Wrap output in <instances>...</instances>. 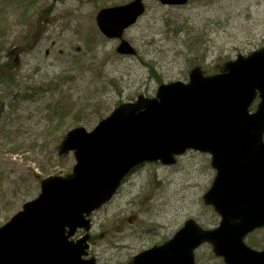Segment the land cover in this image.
Segmentation results:
<instances>
[{
	"label": "rangeland",
	"instance_id": "374dc122",
	"mask_svg": "<svg viewBox=\"0 0 264 264\" xmlns=\"http://www.w3.org/2000/svg\"><path fill=\"white\" fill-rule=\"evenodd\" d=\"M131 1L0 0V65L16 67L0 70V226L38 197L43 179L72 171L73 154H58L69 131L91 132L119 104L187 82L201 63L208 73L264 46V0H192L182 7L145 0L146 13L124 35L137 54L122 56L96 15ZM215 174L210 157L195 152L170 167H139L93 214L91 256L128 264L190 219L216 228L219 217L203 202ZM252 239L261 243L264 232ZM196 254L197 264H224L208 245Z\"/></svg>",
	"mask_w": 264,
	"mask_h": 264
},
{
	"label": "water",
	"instance_id": "95a60500",
	"mask_svg": "<svg viewBox=\"0 0 264 264\" xmlns=\"http://www.w3.org/2000/svg\"><path fill=\"white\" fill-rule=\"evenodd\" d=\"M155 1L184 6L191 0ZM145 12L144 0L107 7L97 14V27L120 41L119 54L135 56L124 34ZM188 151L212 157L217 174L204 202L220 215V225L204 230L190 219L131 264H196L195 252L206 243L225 264H264V250L245 243L264 227V47L227 61L214 76L196 67L187 83L163 84L152 98L119 105L91 132L69 131L59 155L72 153L76 164L66 175L43 179L39 196L0 227V264H98L88 258L91 215L139 167L172 166ZM79 231L86 234L75 240Z\"/></svg>",
	"mask_w": 264,
	"mask_h": 264
},
{
	"label": "flooded vegetation",
	"instance_id": "af4514ba",
	"mask_svg": "<svg viewBox=\"0 0 264 264\" xmlns=\"http://www.w3.org/2000/svg\"><path fill=\"white\" fill-rule=\"evenodd\" d=\"M220 223H221V218L219 217V223H218V226L220 225ZM217 226V227H218ZM258 232H264V227L263 228H259V229H256V230H254L253 232H251L248 236H247V238H246V243H247V245L249 246V247H251V248H253V249H255V250H259V251H261V250H264V241H262L261 240V243L260 242H255L253 239H252V236L253 235H255V234H257ZM81 236H83V233H79V235H78V238H80ZM251 238V239H250ZM248 239H250V242L248 243L247 242V240ZM93 240H92V236H90V239H89V243H90V257H92L91 256V254H92V251H93V242H92ZM205 245H208L211 249H212V247H211V245H209V244H205ZM205 245H203V246H205ZM202 246V247H203ZM213 253V252H212ZM213 255H214V253H213ZM134 257V256H133ZM132 257V258H133ZM216 257V256H215ZM92 258H95V257H92ZM217 258V257H216ZM96 259V258H95ZM196 264H197V254H196ZM218 259H220V258H218ZM97 260V259H96ZM221 260V259H220ZM131 261H132V259H131ZM130 261V262H131ZM98 262V261H97ZM128 264H130V263H128Z\"/></svg>",
	"mask_w": 264,
	"mask_h": 264
},
{
	"label": "trees",
	"instance_id": "16d2710c",
	"mask_svg": "<svg viewBox=\"0 0 264 264\" xmlns=\"http://www.w3.org/2000/svg\"><path fill=\"white\" fill-rule=\"evenodd\" d=\"M201 65H202V63L200 64V66ZM11 67L16 69L15 65L13 64V62L8 61V62L3 63L2 65H0V70H4V71L6 70L7 71ZM221 67L219 69H209L208 73L206 71H204V72H205L206 75H215V74H217L220 71ZM158 80H160V79L158 78ZM3 81H5V83H12L13 84L15 82V79L12 80V78L10 76H8V77L5 76ZM23 96H24L23 98H27L28 94L26 93ZM3 111H4L3 104L0 102V121H1V118H2V115H3ZM65 136L63 138H65ZM64 156H67V155H62V156L59 155V157H64Z\"/></svg>",
	"mask_w": 264,
	"mask_h": 264
}]
</instances>
